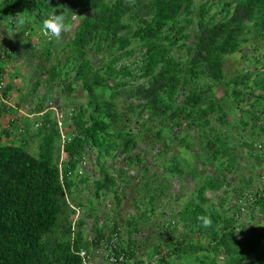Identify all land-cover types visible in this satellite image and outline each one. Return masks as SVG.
<instances>
[{"label":"trees","instance_id":"obj_1","mask_svg":"<svg viewBox=\"0 0 264 264\" xmlns=\"http://www.w3.org/2000/svg\"><path fill=\"white\" fill-rule=\"evenodd\" d=\"M55 10L79 24L68 42L62 35L44 47L43 60L51 48L69 51L63 60L57 54L46 82L65 92L79 85L83 98L66 116L62 141L52 111L40 105V126L18 130V105L4 89L0 264H84L96 250L107 264H264V183L243 174L239 160L244 149L258 161L264 129L262 146L230 142L233 131L255 130L264 73L249 64L229 78L225 71L245 45L256 53L264 43V0H0V24L11 18L2 29L14 32L29 19L42 31ZM0 50L4 77L15 56L3 43ZM14 130L24 133L17 142ZM91 155L95 172L82 174ZM176 179L192 188L167 217L165 202L178 201L169 193ZM106 201L112 210L99 211ZM85 208L87 217L77 218ZM255 211L261 220L247 234L243 212ZM208 212L213 225L203 229L196 217ZM146 251L147 262L135 259Z\"/></svg>","mask_w":264,"mask_h":264},{"label":"rangeland","instance_id":"obj_2","mask_svg":"<svg viewBox=\"0 0 264 264\" xmlns=\"http://www.w3.org/2000/svg\"><path fill=\"white\" fill-rule=\"evenodd\" d=\"M15 12V11H13ZM6 23L11 22V18H5ZM34 21L26 19L23 27L21 28L19 33H13L11 28L8 26L7 29H2L3 24H0V43L3 42V34H14L17 37L13 36L12 44H10L7 48L10 50H17V53H14L13 60H7V70L4 73V89H7L8 94V102L11 106L18 105L17 116L19 119V124L17 125V129H23L24 132L32 133L34 130L40 126L41 123V114L36 115L35 110L36 106L40 105L42 112L52 111V119H55L58 123V129L61 134V140L63 141L66 137V133L68 132L67 125H65L64 121H67V117L71 113L72 108H75L78 103L82 101L83 94L80 91V87L73 86L72 90L61 91V87L57 85H50L46 82V72L50 69L51 64L56 62V56L59 53L58 57L63 60L66 55H68V50L62 52L60 48L57 51L51 48L52 56L48 59H42V51L44 47H48L49 40L43 34V30H39L38 26H34ZM71 30L67 33H63L64 42H68L74 33V30L77 28L79 24V19L77 17H73L70 21ZM7 26V25H6ZM9 32V33H8ZM33 32V33H32ZM28 39V40H27ZM26 42L28 44L27 48H22L23 43ZM33 46V47H32ZM244 56V58H243ZM248 59V62L246 61ZM252 65V68H258L259 73H264V43L258 44V50L256 53L252 51V49L245 45L239 54H236L233 57H229L225 64V71L228 75V78L232 75L239 74L241 70L245 69L246 65ZM40 68L43 70L40 71ZM253 68V69H254ZM261 76V75H260ZM40 82V84H39ZM37 83V84H36ZM66 83H73V77H69V81ZM223 89H219L216 91V98L219 99L222 96ZM258 114L253 115L251 124L254 126L255 130H247L240 129V136L236 134V131L232 132L230 137V142L232 145H237L241 143L243 140H254L256 142L255 147H259L258 144L262 146V137L261 129H264V111L263 108L260 107L258 109ZM263 111V113H262ZM8 116V115H7ZM10 116V114H9ZM8 118V117H7ZM6 117L0 119L1 129H4L7 125ZM13 118V117H12ZM235 113H232L231 119H237ZM234 123L233 120L230 121ZM243 130V131H242ZM239 132V131H238ZM1 133V131H0ZM13 135L10 140L18 141L21 139L23 132H19L14 130ZM6 139L4 136L0 134V145L4 144ZM35 146H31V151H35ZM141 150V149H140ZM241 157L239 158L240 163L242 164V172L247 177H257L260 176V182L264 183V151L261 152L258 150L254 153L255 158L259 156L258 161L248 156V153L241 149ZM137 152V151H136ZM93 156L91 155L90 159L87 158L86 162L81 167L82 174H90L93 175L95 172L93 169ZM134 174V173H132ZM263 177V178H262ZM260 182H257L258 187H262ZM257 183L253 184L252 190L255 192V187H257ZM192 187L188 186V182L181 185L179 181L176 179L172 185L170 190V195L175 197L178 201L169 200L165 202L166 213L165 215L168 217L173 208H179L183 201V196L187 195L190 192ZM183 191V194H179ZM242 197L241 202L239 203L242 208H246L247 202L246 199H251L250 197ZM209 198L212 199L213 202H216L219 199V195L215 194L213 196L209 195ZM230 203H235V198L229 200ZM113 203L111 201H106L105 203L98 202L96 204V208L99 211H110L112 210ZM130 212V211H127ZM178 212V209L176 210ZM87 209H84V213H80V211H76V217H87ZM242 222L246 223L245 232L250 234L251 227L253 224L257 223L261 220V216L258 211H255L252 216L247 212H243ZM85 214V215H84ZM84 232L87 240H92L93 235L91 234V228L93 224L92 218L86 219L85 221ZM249 224V225H248ZM258 230L261 229L260 225H256ZM181 231V227H178V232ZM138 239H142V237H138ZM151 251L146 252H138L135 259H142L145 262L149 260V256ZM93 256L90 258V263L92 264H105V256L100 250H96L92 254Z\"/></svg>","mask_w":264,"mask_h":264},{"label":"clouds","instance_id":"obj_3","mask_svg":"<svg viewBox=\"0 0 264 264\" xmlns=\"http://www.w3.org/2000/svg\"><path fill=\"white\" fill-rule=\"evenodd\" d=\"M56 13L57 10L51 11L47 17L42 20L43 34L48 40L55 39L56 41H59L62 38L63 33H67L71 30V24L67 21L64 13ZM24 23V21H21L16 24L14 33H19ZM196 221L198 222L199 227L203 229L211 228L213 225V218L210 212L197 216Z\"/></svg>","mask_w":264,"mask_h":264},{"label":"built area","instance_id":"obj_4","mask_svg":"<svg viewBox=\"0 0 264 264\" xmlns=\"http://www.w3.org/2000/svg\"><path fill=\"white\" fill-rule=\"evenodd\" d=\"M2 59H3V54H2V52L0 50V62L2 61ZM3 91H4V80H3V75L0 73V103H6V101L2 97ZM81 256L83 257V256H85V254L82 253ZM106 257H107V255L105 256V258ZM105 258H104V260H105ZM121 260L122 259H120V261ZM83 263L84 264H92V263L88 262V260L86 258H84ZM112 263H113V260L109 259V264H112ZM105 264H107L106 260H105Z\"/></svg>","mask_w":264,"mask_h":264},{"label":"crops","instance_id":"obj_5","mask_svg":"<svg viewBox=\"0 0 264 264\" xmlns=\"http://www.w3.org/2000/svg\"><path fill=\"white\" fill-rule=\"evenodd\" d=\"M14 33V32H13ZM10 36H11V38L13 37V36H15V37H17L16 35H14V34H10ZM9 34H4L3 35V44L6 46V47H8L10 44H12L10 41H12V39H10L9 37ZM33 47V46H32ZM10 51H12V50H10ZM14 53H17V50H13V55H14Z\"/></svg>","mask_w":264,"mask_h":264}]
</instances>
